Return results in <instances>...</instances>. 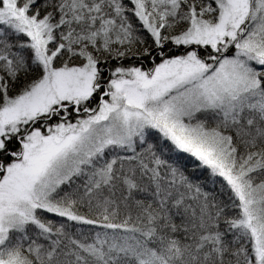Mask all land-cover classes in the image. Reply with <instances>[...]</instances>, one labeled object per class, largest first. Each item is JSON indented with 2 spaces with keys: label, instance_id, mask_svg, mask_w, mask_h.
Here are the masks:
<instances>
[{
  "label": "snow or ice",
  "instance_id": "6c2138e0",
  "mask_svg": "<svg viewBox=\"0 0 264 264\" xmlns=\"http://www.w3.org/2000/svg\"><path fill=\"white\" fill-rule=\"evenodd\" d=\"M0 264H264V0H0Z\"/></svg>",
  "mask_w": 264,
  "mask_h": 264
}]
</instances>
